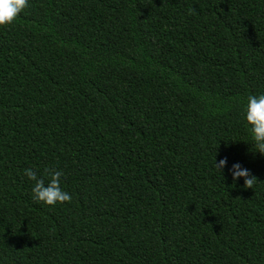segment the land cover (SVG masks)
<instances>
[{
	"label": "trees",
	"instance_id": "1",
	"mask_svg": "<svg viewBox=\"0 0 264 264\" xmlns=\"http://www.w3.org/2000/svg\"><path fill=\"white\" fill-rule=\"evenodd\" d=\"M28 3L0 27V264H264V0Z\"/></svg>",
	"mask_w": 264,
	"mask_h": 264
},
{
	"label": "clouds",
	"instance_id": "2",
	"mask_svg": "<svg viewBox=\"0 0 264 264\" xmlns=\"http://www.w3.org/2000/svg\"><path fill=\"white\" fill-rule=\"evenodd\" d=\"M28 6V0H0V27L12 25ZM245 118L250 126L256 152L264 156V94L248 96ZM226 163V159H221L218 163L215 162V167L222 173ZM230 171L234 182L243 178L245 188L252 189L257 182V178L248 169H242L239 163L233 164ZM24 175L35 182L32 188L35 201L49 206L71 202V194L61 188V177L64 175L62 171L45 169V175L49 178L47 184L44 176H38L32 168L25 169Z\"/></svg>",
	"mask_w": 264,
	"mask_h": 264
}]
</instances>
